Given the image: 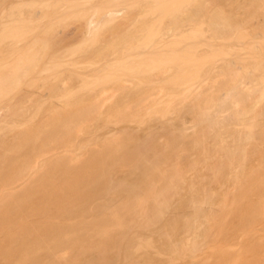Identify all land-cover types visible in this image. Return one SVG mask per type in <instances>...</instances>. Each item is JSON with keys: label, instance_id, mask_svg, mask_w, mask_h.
<instances>
[{"label": "bare ground", "instance_id": "obj_1", "mask_svg": "<svg viewBox=\"0 0 264 264\" xmlns=\"http://www.w3.org/2000/svg\"><path fill=\"white\" fill-rule=\"evenodd\" d=\"M263 218L264 0H0V264H264Z\"/></svg>", "mask_w": 264, "mask_h": 264}, {"label": "rangeland", "instance_id": "obj_2", "mask_svg": "<svg viewBox=\"0 0 264 264\" xmlns=\"http://www.w3.org/2000/svg\"><path fill=\"white\" fill-rule=\"evenodd\" d=\"M70 22H71L73 25H74V24L76 25V24H78V23L80 22V18L77 17V18L70 19ZM65 43H70V44H71V47H75V46H77V45L79 44V43H76V41H70V40H65ZM73 49H74V48H73ZM72 51H73V50H72ZM76 55H77L76 57H75V55H73L72 58H73L74 60H77V59H78V60H81V58H78L80 55H78V53H77ZM80 57H81V56H80ZM87 57H88V56H87ZM75 58H77V59H75ZM82 59L84 60V59H89V58H85V57H83ZM103 106H104V105H102V107H103ZM105 106H107V105H105ZM104 108H105V107H104ZM115 126H116V125H114V126L111 125V129H112L113 127H115ZM109 127H110V126H109ZM111 132H112V131H111ZM109 133H110V132H109ZM111 134H112V133H111ZM221 190H223V189H221ZM221 190H220V191H221ZM219 202H220V201L218 200V201H217L218 204H215V206H216V205L218 206V205H219ZM176 208H177V210H176ZM176 208L174 209V211H175V210H176V211H179L178 207H176ZM209 217H210V216H209ZM263 219H264V218H263ZM263 223H264V221L262 222V224H263ZM258 224H259V223H258ZM259 225H261V223H260ZM259 225H258V227H256L258 230H256L255 232H256L257 234H259V235H258L259 237H260V235H262V237H264V235H263L264 233H263V234H262V233L260 234V233L257 232V231H259V232H260V231L264 232V229H262V228H264V227H263L264 224H263V226L261 225L262 227H260V228H259ZM260 229H261V230H260ZM239 233H240V232H239ZM243 233L246 234V233L243 232V231H241V233H240V234H242L243 237H244V238H243V237L241 236V237H242V239H241L242 243H241V241H239V240H240V235H239V237L236 236L234 239H233V238H230V239H232V241L229 240V239L226 240V241H225V240L223 241V240L220 238L222 242H221L220 240H219L220 242H218V241L216 240V241H217V243H216L215 241L209 239V241L212 242V246H211V243H209V242H208L209 244H207V245H208V246L210 245L211 247L215 246V248H217L216 245H218V247H225V248H226V247H229L228 249L226 248L228 252H231V253L233 252V253H236V254L242 253V254L245 255V257H246V256H249V255H247V254H248L247 251H246V254H245V249L243 250V248H245L246 245L248 244V243H246V242H248V240H249L248 238H251L250 236H253L254 233H252V235L249 233V234H248L249 237H248L247 234H246V236H244ZM149 236H150V237H149ZM149 236H147V239L149 238V241H150V239L153 238V237H154L153 240H154V239H155L156 241L158 240V239H156L155 235H153V234H149ZM254 236H255V234H254ZM254 236H253V237H254ZM256 236H257V235H256ZM245 237H247V239H248L247 241H245ZM259 237H258V238H259ZM260 238H261V237H260ZM147 239H146V240H147ZM224 239H225V238H224ZM236 239H237V240H236ZM243 239H244V240H243ZM251 239H252V238H251ZM233 240H234V241H233ZM151 241H152V240H151ZM156 241H155V243H156ZM243 241H245L244 244H246V245L243 244ZM213 242H215V243H213ZM229 242H233V243H229ZM228 243H229V245H228ZM157 244H159V243H156V247H159V246H160V248H162V246H161L162 244H160V245H157ZM213 244H214V245H213ZM207 245H206V247H203L204 249L202 248V250H201L202 253H204V252H207V253H208L211 249H214V247L211 248L210 246L208 247ZM230 245H232V246H230ZM243 246H244V247H243ZM207 247H208V248H211V249H210V250L208 249V251H206L205 249H207ZM141 248H142V249H141ZM152 248H153V247H151V248H150V247H148V248H146V247L143 248V246L138 247V249H137V247L134 248V249H133L134 251H133V254H132L133 257L131 258L132 255H130V259L133 260V261H132L133 264H136L139 260H141V259H139V258L137 257V255H138V256L140 255V256H139L140 258H142V257L145 258V255H146L145 253H147V255L149 256L150 253L152 252ZM154 249H155V248H154ZM229 249H231V250H229ZM203 250H205V251L203 252ZM201 251H200V252H201ZM154 252H155V250L153 251V253H154ZM200 252L197 253V254L201 255V257H199V255L195 254L196 256L194 255V256L192 257L193 259L190 257L191 260H190L189 257H188L187 259H185L184 256H183V257H182V256H179V257H177V258L175 257V258H172V259H173V260L175 259L176 262H175V261H174V262L177 263V264H188L187 262H189L190 264H191V263H192V264H195L196 262H199L201 259H204V258H205L204 255L206 256V253H205V254H202V253H200ZM156 253H157V252H155V253L153 254V258H152V259H153V260H152L153 262H152V261L149 262V261L147 260L148 263L145 261V264H146V263H147V264H151V262H152V264H153V263H155V264H156V263H157V264H161L163 261L166 262V263L169 262V260L171 261V259H170L171 257L169 256V254L164 253V252H160V254H161V253H162V254L164 253V255L166 254V256H167V258H165V256H163V257L161 258V256H160V255L157 256ZM134 254H135V255H134ZM142 254H143L144 256H142ZM151 254H152V253H151ZM155 254H156V255H155ZM158 254H159V253H158ZM249 254H250V253H249ZM202 255H203V258H202ZM134 256L137 257V258L135 259V262H134V258H135ZM168 256H169V257H168ZM239 256H240V255H239ZM146 257H147V256H146ZM156 257H157V258H156ZM185 257H187V256H185ZM195 257H196V259H197V258H198V259L195 260ZM164 258H165V259H164ZM179 258H181V259H179ZM182 258H183V259H182ZM137 259H139V260H137ZM142 259H143V258H142ZM154 259H155V261H154ZM158 259H160V260H159V262L161 261L160 263H158ZM162 259H163V260H162ZM166 259H168V261H167ZM176 259H177V260H176ZM136 260H137V261H136ZM173 260H172V261H173ZM193 260H195V261H194V262H190V261H193ZM213 260H214V259H213ZM213 260L211 259L210 263L214 262ZM201 261H202V260H201ZM201 261H200V263L203 262V261H202V262H201ZM142 262H144V260H141L140 263L138 262V264H141ZM174 262H173V263H174ZM206 262H207L206 264H209V260L206 261ZM129 263H130V262H129ZM129 263H128V264H129ZM175 263H174V264H175ZM130 264H132V263H130ZM142 264H144V263H142ZM169 264H172V263L169 262ZM197 264H199V263H197ZM203 264H205V263L203 262ZM213 264H214V263H213Z\"/></svg>", "mask_w": 264, "mask_h": 264}]
</instances>
